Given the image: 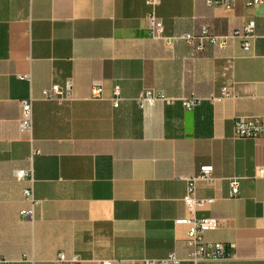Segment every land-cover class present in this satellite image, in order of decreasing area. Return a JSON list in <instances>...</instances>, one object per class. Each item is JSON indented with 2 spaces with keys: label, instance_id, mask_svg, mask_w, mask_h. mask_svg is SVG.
I'll return each instance as SVG.
<instances>
[{
  "label": "crops",
  "instance_id": "0c3cea01",
  "mask_svg": "<svg viewBox=\"0 0 264 264\" xmlns=\"http://www.w3.org/2000/svg\"><path fill=\"white\" fill-rule=\"evenodd\" d=\"M159 1L165 37L205 26L228 35L255 20L251 50L234 41L198 53L196 44L152 39L147 0H0V179L32 169L37 201L31 220L21 217L7 236L0 231L8 264L185 258L188 229L175 223L190 217L181 178L204 165L213 166L214 184L199 183L198 197L215 202L196 216L220 220L207 239L233 257L199 264H264V179L257 178L264 141L234 131L237 118L264 119V6ZM67 81L72 101L44 99V90ZM94 83L101 99L93 98ZM224 87L236 97L182 106L192 93L206 99ZM145 90L175 101L140 108ZM29 97L33 130L22 134L20 103ZM230 178L241 183L234 199ZM21 184L23 193L28 182Z\"/></svg>",
  "mask_w": 264,
  "mask_h": 264
},
{
  "label": "built area",
  "instance_id": "2783aa9c",
  "mask_svg": "<svg viewBox=\"0 0 264 264\" xmlns=\"http://www.w3.org/2000/svg\"><path fill=\"white\" fill-rule=\"evenodd\" d=\"M209 7H224L231 6L236 0H205ZM159 0H147V5L151 7V11L147 14V30L149 36L155 40H163L167 44H171V41L182 40L189 44H196V50L198 53H203L208 46L217 48L218 50H227L231 43L234 41H240V46L243 51L249 52L252 47V40L256 38V22L250 20L243 30H235L228 35H216L210 32L207 26L200 30L198 35L185 34L175 38H167L164 36V25L158 19L156 13V7L159 5ZM247 7H253L257 5L264 6V0H246ZM197 41V42H196ZM103 94V88L100 83H94L92 88V95L95 99H101ZM42 95L47 101H57L60 103L70 102L73 100L72 83L67 81L64 85H53L49 89L42 92ZM114 95L116 97L114 106L119 104L120 92L115 90ZM236 95L232 93L228 88L224 87L221 90L219 96L211 95L206 99L196 96L192 93L187 97L181 99L182 106L188 110H194L203 101H208L212 104L221 103L228 99L235 98ZM173 103L175 100L166 97L163 93L155 92L153 90H145L138 98L137 103L140 108L147 106H154L157 102ZM21 118L19 120V130L22 134H31L33 130V105L34 99L29 97L21 101ZM235 135L240 138L259 139L264 141V119L261 118H237L234 124ZM214 168L212 165L201 166L199 172L189 177H182L181 179L187 182V193L183 198L184 204L187 207L190 217L176 220L177 225L186 226L187 236L184 241V245L187 251L185 258H180L176 254L171 253L165 258L160 259H147L144 260V264H199L200 262H208L214 260H226L233 257L228 250L226 244L221 242H213L207 239V235L215 232L220 227V220L215 217H203L198 218L196 216L197 210L206 206L212 205L215 200L213 198H199L198 197V184L204 183L212 186L214 184ZM15 178L18 182H28V186L23 190V194L28 203V207L21 212L23 219L31 220L33 217V209L37 205V201L34 199L32 190V169L17 170L15 172ZM257 178L264 179V166L258 168ZM229 197L231 199L236 198L241 189V183L239 178L229 179ZM61 260H65V256H60ZM76 260V259H74ZM0 262L8 264V260L1 254ZM103 264H113L112 261H105Z\"/></svg>",
  "mask_w": 264,
  "mask_h": 264
},
{
  "label": "rangeland",
  "instance_id": "374dc122",
  "mask_svg": "<svg viewBox=\"0 0 264 264\" xmlns=\"http://www.w3.org/2000/svg\"><path fill=\"white\" fill-rule=\"evenodd\" d=\"M21 183L15 179H0V231L4 233L6 230V236L11 232L9 228L21 225V212L26 209Z\"/></svg>",
  "mask_w": 264,
  "mask_h": 264
}]
</instances>
